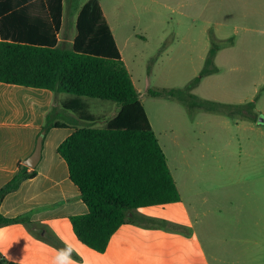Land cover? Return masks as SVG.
Returning <instances> with one entry per match:
<instances>
[{
    "label": "crops",
    "instance_id": "0c3cea01",
    "mask_svg": "<svg viewBox=\"0 0 264 264\" xmlns=\"http://www.w3.org/2000/svg\"><path fill=\"white\" fill-rule=\"evenodd\" d=\"M89 1L62 0V17L57 31L62 47L72 48L78 34L79 13ZM96 1L140 100L142 95L151 99L174 98L153 96L151 91L185 90L168 85L167 72L165 68L161 70L160 63L169 58L178 60L180 66H198L199 63H184L182 58L183 52L198 50L195 44L199 42L196 36L200 33L204 53L199 59L204 64L215 44L214 67L219 68L221 61V66L236 71L245 67L264 68V0ZM204 1L207 18L203 20L202 30L190 27L169 38L165 29L158 28L170 4L176 6L180 16L193 20L199 14L198 5ZM220 8L222 16L216 15ZM141 45L153 46L152 53L146 58L149 63L143 75V93L124 56L125 51L136 50ZM75 99L66 93L0 83V188L35 151L46 116L51 113L54 122L62 125L44 135L42 156L34 168L37 176L22 182L1 205L0 211L5 217L27 216L28 221L0 227V264H264V236L260 233L248 235L236 230L245 226L237 220L199 219L193 215L196 209L191 200L189 204L182 203L183 190L172 171L173 161L164 150L181 200L131 211L126 223L112 236L105 252L82 244L73 231L71 218L87 214L88 207L70 179L66 161L58 153L59 145L74 132V127L85 124L76 113L64 108ZM81 101L91 118L97 119L95 126L98 127L104 126L120 110L118 105L102 100L94 102L81 98ZM252 223L255 227L262 226V212ZM229 228H233L230 229L232 234Z\"/></svg>",
    "mask_w": 264,
    "mask_h": 264
},
{
    "label": "trees",
    "instance_id": "16d2710c",
    "mask_svg": "<svg viewBox=\"0 0 264 264\" xmlns=\"http://www.w3.org/2000/svg\"><path fill=\"white\" fill-rule=\"evenodd\" d=\"M61 17L62 0H0V83L76 97L64 108L76 113L85 124L74 127L59 145L58 153L88 207L87 214L71 218L73 231L82 244L102 253L131 211L176 203L181 196L98 2L91 0L80 11L72 48L58 43ZM215 46L200 78L212 72L207 66H213ZM183 91L150 94L176 97ZM81 98L112 102L120 110L98 127ZM210 106L215 110L251 112L255 102L240 107L222 103ZM54 121L49 113L42 130L62 127ZM36 176L35 169L21 165L0 188V208L22 182ZM26 221L27 216L7 218L0 211V227Z\"/></svg>",
    "mask_w": 264,
    "mask_h": 264
},
{
    "label": "rangeland",
    "instance_id": "374dc122",
    "mask_svg": "<svg viewBox=\"0 0 264 264\" xmlns=\"http://www.w3.org/2000/svg\"><path fill=\"white\" fill-rule=\"evenodd\" d=\"M85 1L78 0L79 3ZM170 5L158 26L166 30L169 38L190 27L203 29V20L207 18L205 1L198 5L199 14L193 20L180 16L176 6ZM67 11L69 13L70 8ZM217 14L222 16L221 8ZM196 37L198 50L183 52L182 60L199 63L198 66H180L178 60L169 58L160 63L161 70L165 68L167 72L168 85L184 88L183 93L164 99L142 95L141 101L159 143L173 161L172 171L183 190L182 203L189 204L191 200L196 209L193 215L199 219L241 221L245 226L236 230L264 236V122H259L264 120V68L245 67L236 71L221 66L220 61L219 68L207 66L212 72L200 78L206 65L199 59L204 53L201 33ZM152 49L153 46L141 45L124 52L141 93L149 63L146 58ZM196 78H199L198 83L191 85ZM250 102H255L251 112L210 108L212 103L240 107ZM259 212H262L263 224L255 227L252 222L259 219ZM230 229L233 228L228 229L232 234Z\"/></svg>",
    "mask_w": 264,
    "mask_h": 264
},
{
    "label": "water",
    "instance_id": "95a60500",
    "mask_svg": "<svg viewBox=\"0 0 264 264\" xmlns=\"http://www.w3.org/2000/svg\"><path fill=\"white\" fill-rule=\"evenodd\" d=\"M259 122L263 123L264 120L263 119H260ZM45 133H46V131H42V133L40 134V136L37 139V145H36L35 151L24 162V164L27 167H29V168L34 169L37 166V164L39 163L40 159H41V156H42V147H43V139H44Z\"/></svg>",
    "mask_w": 264,
    "mask_h": 264
}]
</instances>
